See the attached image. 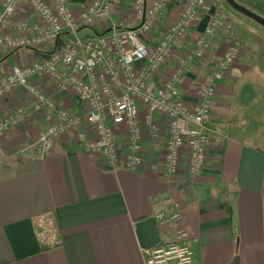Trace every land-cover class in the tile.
I'll use <instances>...</instances> for the list:
<instances>
[{
    "label": "crops",
    "instance_id": "crops-1",
    "mask_svg": "<svg viewBox=\"0 0 264 264\" xmlns=\"http://www.w3.org/2000/svg\"><path fill=\"white\" fill-rule=\"evenodd\" d=\"M186 1L164 11L146 38L151 46L178 20ZM134 2L114 0L110 19L81 28V34L97 36L121 19L135 20ZM208 9L212 13L216 6ZM238 16L234 27L247 49L218 85L211 121L216 133L201 173L193 174L187 159L178 174L166 173L168 133L160 115L143 126V164L136 168L123 159L109 165L85 150L73 131L59 137L50 155L39 157L34 144L53 120L50 109L32 111L0 135V264H146L142 250L168 238L155 216L158 203L166 201L180 205L195 264H264V39L252 36L257 22ZM208 20L205 14L190 29L187 43L155 79L163 83L182 66L181 95L191 103L228 46L225 31H219L203 60L183 63ZM4 51L0 77L14 64L42 57L25 48ZM10 54L14 61L8 65L1 58ZM42 85L60 106L84 117L85 105L74 94L56 92L49 79ZM32 100L13 89L0 116ZM147 112L141 109V120ZM117 140L124 151L122 127Z\"/></svg>",
    "mask_w": 264,
    "mask_h": 264
},
{
    "label": "built area",
    "instance_id": "built-area-1",
    "mask_svg": "<svg viewBox=\"0 0 264 264\" xmlns=\"http://www.w3.org/2000/svg\"><path fill=\"white\" fill-rule=\"evenodd\" d=\"M175 1L135 0V20L121 19L108 32L88 36L81 34V28L110 19L114 0L78 4L72 0H0V53L25 48L42 54L38 61L14 64L0 77V108L13 89L33 96L28 104L0 116V135L32 111L50 109L53 120L34 144L39 157L50 155L59 137L73 131L85 150L109 165L123 159L136 168L143 164V126L153 125L155 115H160L168 133L163 157L166 173L178 174L184 159L193 174L201 173L209 163L211 135L216 133L211 121L217 88L238 60L241 46L230 13L222 7L211 13L207 0L186 1L178 20L151 46L147 36ZM205 14L209 20L183 63L203 60L219 31H225L228 46L191 103L181 95L182 66L163 83L155 79ZM48 79L56 92L72 93L84 103V117L46 93L42 82ZM143 107L148 112L141 120ZM119 127L125 130L124 151L117 140ZM155 216L167 227L168 238L142 250L146 264H195L179 203L159 202Z\"/></svg>",
    "mask_w": 264,
    "mask_h": 264
},
{
    "label": "rangeland",
    "instance_id": "rangeland-1",
    "mask_svg": "<svg viewBox=\"0 0 264 264\" xmlns=\"http://www.w3.org/2000/svg\"><path fill=\"white\" fill-rule=\"evenodd\" d=\"M208 1V5L209 6H216V7H218V8H220V7H223V8H225L229 13H230V15H231V19H232V24H233V26L235 25V21H237V20H239V16L238 15H241L242 17H244V15H242L241 13H239L238 11L237 12H233L232 11V8L231 7H229L228 6V3L226 2H224L225 0H207ZM256 1H258V2H261V3H263L264 4V0H256ZM234 13H236V14H234ZM234 15H236V16H234ZM246 17V16H245ZM241 20V19H240ZM255 21H252V23L253 24H255L254 23ZM246 23V22H245ZM255 26L256 27H258V28H255V29H253L252 30V33H253V37H255V38H263L264 39V28H263V26L262 25H258V23H256L255 24ZM234 29H235V32H236V38L239 40V42H240V46H241V50H240V54L242 53H245L246 52V49H247V47H246V45H245V42L241 39V37L240 36H238V34H237V30H236V27H234ZM264 52V51H263ZM1 59H4L3 61H6V63L9 65H11V64H13V61H14V57L12 56V54H10V55H6L5 57L4 56H2V58ZM264 98V97H263ZM264 100V99H263ZM264 103V102H263Z\"/></svg>",
    "mask_w": 264,
    "mask_h": 264
},
{
    "label": "water",
    "instance_id": "water-1",
    "mask_svg": "<svg viewBox=\"0 0 264 264\" xmlns=\"http://www.w3.org/2000/svg\"><path fill=\"white\" fill-rule=\"evenodd\" d=\"M225 1L232 9L238 11L242 15L257 22L258 24L264 26V16H262L258 12L254 11L253 9L249 8L248 6L239 2L238 0H225Z\"/></svg>",
    "mask_w": 264,
    "mask_h": 264
},
{
    "label": "trees",
    "instance_id": "trees-1",
    "mask_svg": "<svg viewBox=\"0 0 264 264\" xmlns=\"http://www.w3.org/2000/svg\"><path fill=\"white\" fill-rule=\"evenodd\" d=\"M238 1L243 3L244 5L248 6L249 8L253 9L254 11L258 12L262 16H264V4L263 3L258 2L256 0H238ZM224 2L226 3V1H224ZM232 11L237 12L234 9H232ZM245 18H247V17H245ZM247 19L250 20L251 22L253 21V20H251L249 18H247Z\"/></svg>",
    "mask_w": 264,
    "mask_h": 264
}]
</instances>
